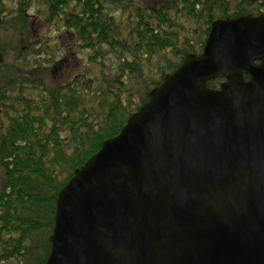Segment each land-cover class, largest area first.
<instances>
[{"label":"water","instance_id":"95a60500","mask_svg":"<svg viewBox=\"0 0 264 264\" xmlns=\"http://www.w3.org/2000/svg\"><path fill=\"white\" fill-rule=\"evenodd\" d=\"M49 241L44 264H264V13L211 23L59 190Z\"/></svg>","mask_w":264,"mask_h":264},{"label":"trees","instance_id":"16d2710c","mask_svg":"<svg viewBox=\"0 0 264 264\" xmlns=\"http://www.w3.org/2000/svg\"><path fill=\"white\" fill-rule=\"evenodd\" d=\"M261 12L264 0H0V264H44L74 170L201 52L214 20Z\"/></svg>","mask_w":264,"mask_h":264},{"label":"rangeland","instance_id":"374dc122","mask_svg":"<svg viewBox=\"0 0 264 264\" xmlns=\"http://www.w3.org/2000/svg\"><path fill=\"white\" fill-rule=\"evenodd\" d=\"M31 29L33 30V34H37V36H40L46 32V28L44 27L43 23L38 19L34 20L31 25Z\"/></svg>","mask_w":264,"mask_h":264},{"label":"flooded vegetation","instance_id":"af4514ba","mask_svg":"<svg viewBox=\"0 0 264 264\" xmlns=\"http://www.w3.org/2000/svg\"><path fill=\"white\" fill-rule=\"evenodd\" d=\"M247 77V76H246ZM223 78V77H222ZM224 79V78H223Z\"/></svg>","mask_w":264,"mask_h":264}]
</instances>
